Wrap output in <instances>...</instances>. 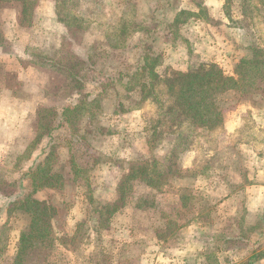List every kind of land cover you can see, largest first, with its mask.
Listing matches in <instances>:
<instances>
[{
	"label": "rangeland",
	"instance_id": "obj_1",
	"mask_svg": "<svg viewBox=\"0 0 264 264\" xmlns=\"http://www.w3.org/2000/svg\"><path fill=\"white\" fill-rule=\"evenodd\" d=\"M257 2L250 0L249 17L242 15L244 0H39L29 17L21 16L20 1L0 2V264H14L27 221L21 213H10L9 203L30 192L31 182L23 175L51 139L60 143L58 169L73 177L66 141L72 126L63 123L38 141L36 119L42 125L53 119L56 125L60 113L53 114V108L73 107L95 91L91 69L97 79L121 72L145 49L162 53V77L200 63H215L233 74L251 46L264 47V16L254 9ZM181 10L193 14L180 16L175 25ZM60 64L83 72L82 88L74 87ZM111 102H105L104 121L115 133L94 139L92 148L83 143L73 147L85 170L79 184L34 194L58 209L57 230L70 235L75 222L87 217L85 183L100 202L114 198L132 159L162 161L175 148L179 161L198 176L179 178L160 191L133 181L99 240L91 235L95 248L92 243L90 250L76 253L68 236L60 235L62 240L48 252L52 264H264V254L250 257L252 249L264 246L262 101L227 92L220 100L224 121L219 127L206 131L186 123L179 128L184 137L164 136L152 150L146 133L158 115L156 102L149 99L114 114ZM74 124L86 126L88 116L78 115ZM194 181L196 199L182 206L179 190ZM240 233L242 240L233 238ZM102 257L106 261L100 262Z\"/></svg>",
	"mask_w": 264,
	"mask_h": 264
},
{
	"label": "trees",
	"instance_id": "obj_2",
	"mask_svg": "<svg viewBox=\"0 0 264 264\" xmlns=\"http://www.w3.org/2000/svg\"><path fill=\"white\" fill-rule=\"evenodd\" d=\"M14 1L22 3L21 16L29 17L30 11L35 8L39 0H0V2ZM54 1L58 2V0ZM257 1L254 9L264 16V0ZM241 11L244 17L250 16V0H244ZM190 14L193 13L181 10L174 24H178L180 16ZM186 19L187 17L184 20ZM250 49L251 54L239 59L231 75L226 74L215 63H200L186 71H172L164 77L158 72V67L162 64V53L149 52L145 49L138 54L133 64L128 66L129 68L121 72L112 73L111 71L105 75L100 73L101 76L97 79V72L95 69H91V76L97 82L95 91L89 94L85 93L73 107H62L61 111L53 108V114L60 113V119L56 125L53 119H46L44 125L41 124V120L36 119L33 127L36 128L35 136L38 141L46 133L50 135L54 128L63 123L72 126L69 128L70 134L66 137V141H68L69 173L73 177L68 179L58 169L55 157L60 143L51 139L47 149L44 147L37 153L36 158L31 161L23 175L31 182L30 192L24 196L17 194L14 196L15 199L9 203L10 213H21L27 220L20 231L14 264H52L48 252L55 248L57 241L62 240L60 235L68 236V241L74 252L79 248L90 250L92 243L95 248L97 245L95 241L99 240L101 235L100 231L107 227L111 216L124 205L133 181H142L147 186L160 191L165 186L176 183L179 178L188 176H193V179L197 178L198 174H195L194 168L186 167L179 161V151L175 152V148L170 149L162 161L156 158L132 159L115 186V197L109 201L100 202L93 195L89 182L84 184L83 198L89 205L87 217L75 222L70 235H65L62 230H57L54 226L58 209L47 200H39L34 197V194L42 189L59 191L63 190L70 182L73 185L79 184L76 180L80 173H85V170L76 162L73 147L83 143L92 148L94 139L99 141L109 134L115 133L113 128L104 121L107 99L112 101L111 114L124 113L131 106L140 105L149 99L156 102L158 115L152 119V125L146 133V143L150 150L157 147L159 140L164 136L184 137L179 128L186 123L193 128L206 131L219 127L224 121L220 100L222 95L227 92H235L243 99L254 101L260 99L264 104V47L254 45ZM111 56L113 57L114 54ZM76 60L84 64L82 59L76 58ZM58 68H62V73L66 74L67 79L77 84L74 87L82 88L81 84L84 80H80L83 77L81 74L83 72L80 69L76 70L75 65L63 64L58 65ZM162 91H165V94ZM161 95H165L166 98L162 99ZM82 114L88 116V124L77 128L74 123L78 115ZM40 155L44 156L39 158ZM195 183L196 181L187 183L183 189L179 190L177 201L182 206H186L196 199ZM166 224L170 223L166 222ZM92 234H95V238H93L95 241L92 240ZM243 236L244 234L240 233L233 238L242 240ZM162 238L166 240L167 236ZM263 247L252 249L250 257L252 259L260 258L264 254ZM76 253H80V251ZM103 261H106L104 257L100 262Z\"/></svg>",
	"mask_w": 264,
	"mask_h": 264
}]
</instances>
